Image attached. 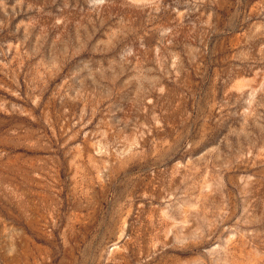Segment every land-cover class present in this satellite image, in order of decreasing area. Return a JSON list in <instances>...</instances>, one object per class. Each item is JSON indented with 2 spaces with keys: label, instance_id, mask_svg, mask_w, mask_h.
I'll use <instances>...</instances> for the list:
<instances>
[{
  "label": "rangeland",
  "instance_id": "374dc122",
  "mask_svg": "<svg viewBox=\"0 0 264 264\" xmlns=\"http://www.w3.org/2000/svg\"><path fill=\"white\" fill-rule=\"evenodd\" d=\"M0 264H264V0H0Z\"/></svg>",
  "mask_w": 264,
  "mask_h": 264
}]
</instances>
